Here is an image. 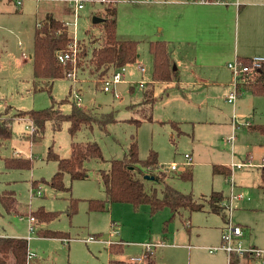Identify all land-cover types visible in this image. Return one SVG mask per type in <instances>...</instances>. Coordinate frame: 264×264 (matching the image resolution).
I'll return each mask as SVG.
<instances>
[{
	"label": "rangeland",
	"instance_id": "rangeland-1",
	"mask_svg": "<svg viewBox=\"0 0 264 264\" xmlns=\"http://www.w3.org/2000/svg\"><path fill=\"white\" fill-rule=\"evenodd\" d=\"M173 1L183 0H116L118 38L137 41L139 50L137 62L127 66L124 78L116 85L117 97L112 91H104L103 84H97L95 78L80 72L77 81L68 77L55 80L51 95L33 90L31 56L37 25L47 14H54L68 23L76 40L86 42L90 56L92 49L103 41L104 24L94 23V18L104 19L105 4L83 2V9L76 14L69 0H25L22 6L0 2V114L7 108L13 112L45 109L52 105V97L55 106L70 113L75 94L80 93L81 106L100 114L113 112L117 119L107 126V131L95 126L78 133L75 141L97 142L103 159L86 161L88 174L83 180L72 181L66 174L67 189L62 191L49 183L58 164L48 154L51 149L62 158L71 156L72 138L67 123L58 131L48 123L44 132L30 133L27 126L31 122L15 118L11 123L12 137L6 142L0 141V195L12 192L18 201L17 209L24 213L40 208L60 212L51 222L35 224L37 231H32L28 216L8 212L0 202V236L29 239V248L43 264H152L150 258L153 264H228L227 253L221 250L211 253L210 248L221 245L219 226L230 216L233 225L243 227L245 246L264 250L263 170L234 169L230 177L214 172V166L219 164H238L249 156L257 163L264 157V135L247 125L264 124V104L259 101L262 98L247 94L230 105L221 88L210 84L214 82L211 75H215V70L197 67L198 78L194 79L189 70L193 61L186 59L181 60L179 68L175 61L170 63L172 70L178 71L172 81L153 83L154 60L150 46L164 42L166 30L163 28L171 25L164 18V11L174 5ZM218 2L237 5L238 0ZM173 52L174 46L172 56ZM177 75L184 77L181 83ZM142 80L144 88L131 92L132 83ZM149 94L156 98L154 103L144 102ZM67 98L69 101L65 102ZM136 121L142 123L137 125ZM233 123L238 125L234 132ZM132 136L138 142L139 157L146 160L151 152L156 153L161 169L169 175L165 182L180 192L193 193L201 199L212 191H219L228 203L233 180L235 192L250 200L234 199L231 211L223 209L218 214L207 209L191 214L183 211L172 220L170 208L151 215L148 205L134 208L130 203H109L106 211L90 210V200L107 198L101 172L110 168L111 160L125 156ZM186 153L194 160L188 167L192 172L189 180L179 177L183 172L171 173L174 171L166 168L174 161L183 163ZM8 157L31 158L33 166L7 169L5 158ZM34 181L38 184L36 188H33ZM156 186L163 187V183ZM71 199L79 200L77 212L71 211ZM40 229L69 233L72 240L39 238ZM89 237L95 240L100 237L103 242H86ZM122 244L123 252L109 249ZM147 244L152 249L145 257ZM137 257L142 261H133ZM252 264L261 263L253 261Z\"/></svg>",
	"mask_w": 264,
	"mask_h": 264
},
{
	"label": "trees",
	"instance_id": "trees-1",
	"mask_svg": "<svg viewBox=\"0 0 264 264\" xmlns=\"http://www.w3.org/2000/svg\"><path fill=\"white\" fill-rule=\"evenodd\" d=\"M82 1L96 2L101 0ZM101 2L105 4L103 41L100 46L92 49L90 56L86 42L79 41V57L76 68L77 75L79 72L85 73L89 77L95 78L97 84L104 86L105 80L114 71L137 62L139 50L137 41L118 38L116 0ZM73 42L74 36L67 23L56 18L52 13L47 14L37 25L34 32V51L31 56L34 92L47 91L51 95L54 81L68 77L67 74L72 67L69 64L63 65L58 59V53L68 50ZM150 51L154 60L153 83L172 81L176 73L171 68L166 43L163 41L152 43ZM245 63H249V60L246 59ZM238 90L239 92L248 91L257 96L264 95V83L261 81H256L253 84L240 82ZM155 100L153 94H149L146 95L144 102L154 103ZM68 101L69 98L65 102ZM55 102L52 97V105L39 110L13 112L7 108L0 114V141L6 142L12 137L11 123L15 118L32 121L38 133L44 132L48 123L55 131L62 129L67 123L72 138L71 156L62 158L51 149L48 154V158L58 164L57 172L52 176L49 183L55 190L62 191L67 189L64 183L66 174L71 177L72 181L83 180L88 174L85 166L86 161L91 158L103 159L101 147L97 142L75 141L78 133L85 129H93L95 126L107 131V126L117 122V119L113 112L100 114L93 109H86L78 105L76 101L72 103L71 112L64 113L59 106H55ZM141 123V121H136L137 125ZM252 127L253 130L264 134V125ZM5 166L10 170L31 169L33 161L31 158L25 157H8L5 158ZM214 172L226 177L232 175L229 167L219 165L214 166ZM168 176V172L161 169L156 153L151 152L146 160L139 157L138 142L132 136L125 156L122 159L111 160L110 168L101 172V180L107 198L105 200H90L89 208L92 211H106L109 203H130L134 208L148 205L151 215L162 211L164 208H170L173 213L171 220L183 211L191 214L207 209L214 213H220L223 209H228L227 200L221 192L214 191L209 196L197 199L192 193L180 192L166 183ZM179 177L186 180L192 179V172L188 169L180 173ZM262 178L264 183V169ZM160 183H163V187L156 186ZM37 185V182L34 181L33 188H36ZM0 202L8 212L33 217L37 225L51 222L60 215V212L47 211L43 208L24 213L17 209L18 201L12 192L1 194ZM78 203V199H71L72 212H77ZM38 235L48 238H70L69 233L54 230L40 229ZM116 247V245L111 246V250ZM28 251L29 241L27 238L0 236V264H26ZM254 259L259 258L249 254L233 253L229 258V264H251ZM32 263L40 264L37 259Z\"/></svg>",
	"mask_w": 264,
	"mask_h": 264
},
{
	"label": "crops",
	"instance_id": "crops-1",
	"mask_svg": "<svg viewBox=\"0 0 264 264\" xmlns=\"http://www.w3.org/2000/svg\"><path fill=\"white\" fill-rule=\"evenodd\" d=\"M173 4L174 5L172 7L168 6V8H166L164 11V18L170 21L169 23H171V25L168 24L167 27L165 26L163 28V30H166V35L163 36V40L166 43L168 57L170 58L171 63L175 61V63L178 65L179 68L181 67L180 65L182 59L192 60L193 63L190 65L189 70L190 73L193 75L194 79L198 78V75L195 72L197 67L203 68L208 66L212 70H215L214 71L215 75L214 76L211 75V79L214 82H210V84L220 87L227 101L228 95L233 90V83H234V74L232 70L228 67V64L236 60L245 61L246 59L249 60L254 56H264V0H238V2L236 3L237 5L233 3L230 5L219 3L218 0H214V1L183 0V1H173ZM228 14H230V18H232V20H230V18L229 20H227ZM235 17L236 20L234 19ZM173 46H174V52L172 56ZM186 69H188V67ZM140 71L144 73L145 69L141 67ZM174 71L176 74L178 73L177 68H174ZM152 78H153V74H152ZM182 79H181V75H177V80L179 83H181L180 80ZM256 81H261L264 83V68L261 71H259L257 74L251 75L249 77H244V79L242 80V82H246L248 84H253ZM141 83L143 84V87H140ZM182 83H184V81H182ZM191 83L193 82L191 81ZM191 83L189 82L186 84H191ZM144 86L145 83L143 82V80L140 82L135 81L130 86V91L134 92L136 91L137 88H144ZM115 91H116V87H115ZM247 94H252V93L248 91H241L239 92L238 98ZM252 95L257 96L254 94ZM257 97L262 98L259 99V101L264 104V95H260ZM229 104L235 105V102ZM247 125L251 130H253L251 124H247ZM235 126L236 128L238 127V125ZM235 126L233 123L232 132H234ZM250 157L252 156H249L247 160L238 163V164H246L241 168L235 167L234 165L236 164H231V165L219 164V166L229 167L232 171V174L234 169L242 170L248 167L260 168L261 170L264 169L263 167L260 166L263 164L264 157H262L257 163L254 162V159L252 157V163L254 165L248 166L247 163ZM193 164H194V160L192 157V165ZM167 170L171 172L168 168ZM179 172H184V171H179ZM171 173H177V172H171ZM262 179L263 178L261 171V181H263ZM235 189H236V184L233 180H231L230 197L231 194H234L236 196H242L241 198L239 197L237 199L250 200V198L245 196L244 194L236 193ZM211 213L214 212L211 211ZM230 218L231 216L229 217L228 221H224V223L219 226L221 245L217 247L222 246L223 230L228 225V222H230L229 221ZM30 226H32L34 230L37 231V228L35 229L34 221L32 222L30 220ZM39 238H48V237L40 236ZM89 238L85 239V241L88 242ZM61 240L70 242L72 239L70 237ZM99 240L102 241L100 237ZM120 241L124 243L122 239ZM147 245H146L147 249L145 251V257H148L152 249L149 248ZM217 247H211L210 252L213 253L220 250L225 252L222 249L211 251L212 248H217ZM249 248L258 249V247L256 246H250ZM109 249L111 251V247ZM29 250L33 252L30 248ZM115 250L116 252H123L124 245L123 244L117 245ZM228 258H230L229 255ZM36 259L40 264H43L39 256H37ZM150 259H149V263L153 264V261ZM133 261L141 262L142 258L137 257L134 258ZM254 261H258L261 264H264V257H259V259H254ZM222 264H227V263L223 262ZM228 264H229V259H228Z\"/></svg>",
	"mask_w": 264,
	"mask_h": 264
},
{
	"label": "built area",
	"instance_id": "built-area-1",
	"mask_svg": "<svg viewBox=\"0 0 264 264\" xmlns=\"http://www.w3.org/2000/svg\"><path fill=\"white\" fill-rule=\"evenodd\" d=\"M1 1H9L14 2L17 6H22L25 0H0ZM71 6L74 9V13L77 14L78 11L83 9V1L82 0H69ZM101 1H107V0H101ZM206 1V0H203ZM68 25V23H67ZM78 40L74 37V42L70 45V48L66 51H61L58 53V59L63 65H70L72 69L67 74L68 78H71L73 80L77 81V63H78V57H79V51H78ZM228 67L232 70L234 74V83H233V90L228 95L227 101L229 103H234L235 100L238 98L239 91H238V85L244 77H249L251 75L257 74L259 71H261L264 68V56H254L249 59V63H245V61L242 60H236L228 64ZM127 66L120 67L116 71L113 72V74L107 78L104 82L103 90L106 92L112 91L115 97L118 96V94L115 91L116 85L122 81V79L125 76ZM140 87H143V84L141 83ZM76 91V90H75ZM78 93V91H76ZM76 101L78 105L81 106L82 103V97L80 93L75 94ZM31 125L27 126V129L30 133H35L37 128L35 127L34 123L32 121ZM192 165V157L189 154L185 155V160L183 163H171L167 166V168L170 171H186L189 166ZM246 164H236L235 167L241 168ZM248 166H253L252 163V157L249 158V161L247 163ZM261 167H264V161L263 164L260 165ZM34 193V192H33ZM37 194L40 196L41 192L38 191ZM241 198L242 196H236L234 194H231V197L228 200V210L231 211V202L234 199ZM30 217V216H29ZM30 220L33 222L34 218L30 217ZM230 221V220H229ZM31 230L34 231V228L31 226ZM244 236L245 231L243 227L238 225H233V223L228 222V225L223 230L222 234V246L217 248H212L211 251L222 249L224 250L229 257L233 253H237L239 255L249 254L254 255L256 258L264 257V250H260L257 248H249L245 246L244 242ZM94 241H100L98 239H94L93 237H90L88 239V242H94ZM103 242V241H102ZM111 244V243H109ZM149 248H151L152 245H147ZM36 254L28 251L27 254V261L26 264H33L32 262L36 260Z\"/></svg>",
	"mask_w": 264,
	"mask_h": 264
},
{
	"label": "water",
	"instance_id": "water-1",
	"mask_svg": "<svg viewBox=\"0 0 264 264\" xmlns=\"http://www.w3.org/2000/svg\"><path fill=\"white\" fill-rule=\"evenodd\" d=\"M103 21H104V19H102V18H99V17L94 18V23L103 22ZM146 178L148 179V176H146Z\"/></svg>",
	"mask_w": 264,
	"mask_h": 264
}]
</instances>
